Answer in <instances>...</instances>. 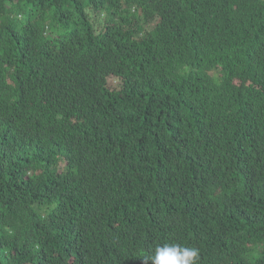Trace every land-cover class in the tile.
<instances>
[{"label":"trees","instance_id":"trees-1","mask_svg":"<svg viewBox=\"0 0 264 264\" xmlns=\"http://www.w3.org/2000/svg\"><path fill=\"white\" fill-rule=\"evenodd\" d=\"M166 243L264 264V0H0V264Z\"/></svg>","mask_w":264,"mask_h":264},{"label":"clouds","instance_id":"clouds-1","mask_svg":"<svg viewBox=\"0 0 264 264\" xmlns=\"http://www.w3.org/2000/svg\"><path fill=\"white\" fill-rule=\"evenodd\" d=\"M199 249L178 243H166L155 247L144 264H199Z\"/></svg>","mask_w":264,"mask_h":264},{"label":"rangeland","instance_id":"rangeland-1","mask_svg":"<svg viewBox=\"0 0 264 264\" xmlns=\"http://www.w3.org/2000/svg\"><path fill=\"white\" fill-rule=\"evenodd\" d=\"M118 83H119V80H118L116 77H114V76H110V77L108 78V84H109L110 86L118 85Z\"/></svg>","mask_w":264,"mask_h":264}]
</instances>
